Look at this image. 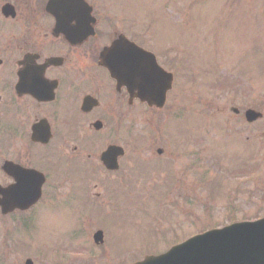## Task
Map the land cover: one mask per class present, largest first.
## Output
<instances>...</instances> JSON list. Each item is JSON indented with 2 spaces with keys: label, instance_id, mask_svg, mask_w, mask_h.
Segmentation results:
<instances>
[{
  "label": "rangeland",
  "instance_id": "obj_1",
  "mask_svg": "<svg viewBox=\"0 0 264 264\" xmlns=\"http://www.w3.org/2000/svg\"><path fill=\"white\" fill-rule=\"evenodd\" d=\"M87 1L105 8L129 34L143 36L141 43L152 51L177 60L179 83L162 112H142L135 106L132 119L114 123L107 118L108 126L101 132L106 142L119 141L127 150L135 145L161 148L162 154L155 155L160 161L145 160L138 170L140 160L125 157L118 171L102 173L101 183L90 180L72 187L79 197L88 192V185L90 191H95L93 186L103 191L111 203L115 199V208L109 203L102 212L110 225L104 230L107 239L117 248L98 257L99 247L91 236L102 226L87 222L88 245L82 240V227L73 223L81 204L74 200L60 210L46 200L35 207L34 217L0 214V264H25L26 259L32 264H129L144 254L137 251L164 252L168 244L202 226L228 222L229 214L237 219L263 215L264 0ZM119 29L112 26L114 32ZM247 108L261 112L262 118L247 124ZM1 109L0 127H6ZM8 138L0 134V166L19 157L15 147L9 148ZM8 182L0 168V184ZM71 245L80 250L90 246L95 254L51 261L54 252L60 257Z\"/></svg>",
  "mask_w": 264,
  "mask_h": 264
},
{
  "label": "flooded vegetation",
  "instance_id": "obj_2",
  "mask_svg": "<svg viewBox=\"0 0 264 264\" xmlns=\"http://www.w3.org/2000/svg\"><path fill=\"white\" fill-rule=\"evenodd\" d=\"M47 1L0 0V106L5 128L10 134L9 148L13 150L15 147L18 152L16 163L39 170L51 179L49 200L56 203L58 209H66L67 204L75 200L81 204L79 210L98 216L111 203L103 191H96L93 186L95 191L78 197L57 190L77 178L82 182L101 183L102 173L118 171L125 157L129 161L140 160L136 162L138 170L144 168L139 163L145 160L159 163L155 155H161L157 150L162 149L144 150L143 145L128 150L123 146L116 171L106 170L101 161L108 146L119 145L106 142L102 137L101 132L108 126L105 119L111 118L114 123L120 119H132L135 104L142 107V112H152L154 108L139 100L137 90L128 91L109 80L107 70L100 65V53L105 46L120 34L129 39L133 35L116 22L121 29L111 30L110 19L102 15L98 5H92L94 21L90 26L93 34L79 40L84 35L80 33L90 28L89 21L79 17L77 21L67 23L69 30L79 37L77 42H69L61 33L54 32L55 19L46 11ZM3 5L10 7L3 12ZM78 12L84 13L83 9ZM155 57L160 66L168 69L166 63H170L166 53H155ZM26 72L40 82L29 86L37 97L27 90L23 77L20 78ZM38 123L41 125L36 133L49 134L45 143L31 140L32 127ZM116 131L114 128V136ZM24 155L26 157L22 160ZM114 203L112 198L110 206L113 207ZM98 247L102 255L117 248L108 239ZM63 258L71 257L57 256L56 262Z\"/></svg>",
  "mask_w": 264,
  "mask_h": 264
},
{
  "label": "water",
  "instance_id": "obj_3",
  "mask_svg": "<svg viewBox=\"0 0 264 264\" xmlns=\"http://www.w3.org/2000/svg\"><path fill=\"white\" fill-rule=\"evenodd\" d=\"M50 1L46 8L52 11L57 21L56 30L64 33L67 39H72L64 25L75 18L74 12L80 8H85L88 15L90 9L86 7L83 0ZM127 44H129L127 40L118 39L107 47L101 54L103 65L118 82L125 80L128 87L138 89L141 99L156 106H162L165 92L169 87L163 83L170 81V75L161 72L151 60L145 57L144 52L132 43L130 45L133 52L128 56L133 55L137 59L133 64H126L119 70V57L122 55L119 51L125 50L124 47ZM122 73H125L126 77ZM130 73L134 76L136 83H129L132 80L131 77H127ZM160 73L166 76L162 77ZM28 82H30L29 79ZM260 116L261 114L254 110L249 109L245 112V117L250 122ZM119 151L120 149L115 148L106 152L103 161L108 168L115 167V157ZM2 169L15 179V183L6 188L0 186V209L3 214L14 208H26L38 199L42 178L33 173H27L28 171L22 170L11 162H5ZM100 239L101 232H97L95 240ZM25 264H31V261L27 260ZM136 264H264V218L254 223L228 226L194 236L172 247L164 254L146 257Z\"/></svg>",
  "mask_w": 264,
  "mask_h": 264
}]
</instances>
